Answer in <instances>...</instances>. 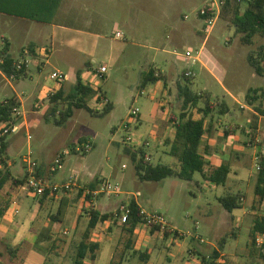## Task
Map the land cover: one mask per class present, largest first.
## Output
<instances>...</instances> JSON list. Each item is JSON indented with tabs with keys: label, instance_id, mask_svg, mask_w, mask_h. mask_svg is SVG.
<instances>
[{
	"label": "rangeland",
	"instance_id": "obj_1",
	"mask_svg": "<svg viewBox=\"0 0 264 264\" xmlns=\"http://www.w3.org/2000/svg\"><path fill=\"white\" fill-rule=\"evenodd\" d=\"M209 1L137 0L138 33L133 34L130 29L132 27L110 25L102 33V39L89 40L86 35L57 29L53 35L54 46L49 57L43 56L41 61L28 57L26 78L17 81L4 78L0 74V101L16 97L14 95L22 101L19 108L22 116L17 119L22 132L7 136L8 141L13 144L8 160L15 162L13 163L16 167L14 171H17L15 175H22L24 168L21 158L30 152L38 163L40 177L41 170L44 172L46 183L61 186L74 182L76 178L79 185L71 191H59L54 197L44 201L41 208H38L37 204L42 196L35 195L26 187L7 185L0 196V206L11 202L19 205L20 209L18 208L16 224L11 233L7 238L0 240V264H22L25 258L24 264H33L29 256L34 258V262L38 256L44 257V264H72L76 246L88 227V213L92 207L87 206L85 200L89 195L93 200L97 198L96 206L100 209L102 204H110L103 211L116 215L118 212L121 215L122 205L137 199L145 213L164 216L170 228L182 237L176 238L172 235L168 238L163 233L152 231L148 225H140L132 237L133 250L124 256L123 251L129 235L123 231L120 217L117 215L118 223L112 231L106 224L100 223L92 232V238L105 245L117 261L123 257L124 264H197V260L191 259L189 251L200 248L207 252L208 245L201 244L200 238L208 242L216 241L218 248L223 243L222 252L226 254L224 259L228 264H264V260L258 254L250 255L248 248L249 233L254 219L256 216L264 215V199L256 204V210L252 209L253 201L258 199L255 195L257 178L255 164L259 155L264 152V116L260 118L261 132H256L253 141L248 136V131L257 121L256 117L262 116L256 107L261 105V110L264 111V100L260 99L250 107L246 99L249 89L264 88V78L256 76L248 62L250 54L257 56L264 39L257 37L253 46L242 42V35L235 32L232 24L236 7L233 0L230 7L222 9L220 18L210 30L207 50L228 71V78L224 84L238 99L239 104H236L210 76L209 70H205L200 63L191 65L185 56L188 50L196 54L202 40L175 42L171 37L170 27L174 20H171L173 16L167 18L166 15L169 13H175L177 22L183 23L182 28L196 26L203 29L204 26L206 30L204 35L207 36L209 31L205 21L199 19L198 12ZM140 5L177 6L174 8L175 12L154 10L151 18L147 17L149 14L142 11ZM246 7L247 4L242 3L240 11L243 12ZM116 13L124 12L119 9ZM146 20L149 22L147 26ZM150 21L153 22L151 26ZM151 29L153 36L146 33ZM117 31L122 33L121 39L115 37ZM4 38L11 37L0 25V50ZM25 39L26 36H21L13 41L11 54L19 59V62H22L20 47L25 44ZM38 64L42 66L40 71ZM102 65L107 67L105 74L97 71ZM151 68L155 70V74L162 77V81L142 88V77ZM54 71H60L65 75L64 98L74 89L77 76L80 75L83 82L100 88L105 96L101 102L96 96L93 97L89 107L102 113L106 103L110 102L113 109L103 116H93L87 110L74 108L67 121L56 125L54 114L58 119L65 114L69 108V101L65 99L51 101L50 96L56 91L47 88L46 85L49 81H55L52 78ZM188 71L195 74L193 88L196 92L208 89L213 99L228 103L232 116H226L224 124L237 120L241 125L248 124L247 131L238 128L240 129L238 138L244 141L242 147L246 149V159L232 155L233 169L226 186H216L207 182L199 173H196L191 181L176 176L160 182L140 181L135 163L126 152L128 148L132 152L143 148L146 157L150 158L148 162L153 165L171 166L174 163V158L169 155L171 146L167 144V140L173 139L175 131L170 119L172 115L178 116L180 113L182 99L178 84L183 82L182 75ZM7 79L10 82H7ZM54 83L59 86V83ZM157 85L161 87L158 91ZM162 87L169 89L167 98L162 97ZM42 89L43 94L39 96ZM154 93L156 97L150 100L149 96ZM202 101L204 102V99ZM161 102L164 103L163 109L160 106ZM155 105L158 112L154 109ZM240 105L252 108L253 112H249L246 117L247 111L243 114ZM200 106L203 107V104ZM133 109L139 111L138 116H131ZM163 114H167L165 120H161ZM216 117L215 113L210 118L212 120ZM232 118L234 121H231ZM4 125H0V137L3 136ZM233 131L238 130L234 128ZM212 133H209L210 137ZM126 138H130L131 142ZM143 140L148 146L144 147ZM87 142L92 146L90 152L84 154L83 151H78L83 150ZM201 151L211 153L206 138L203 140ZM58 154H64L62 164L52 173L51 167ZM97 179H100V184L103 180L111 183L119 195L101 193L95 196L88 193L91 189L90 183ZM100 187L101 185L97 188ZM229 189L244 193L246 201L243 209L229 213L221 206L218 198ZM137 193L140 195L134 197ZM63 198L67 201L61 224L60 221L54 222L51 217L57 215ZM81 200H84V205L80 203ZM15 204H12L11 208L14 209ZM216 220L218 223L216 226L219 228L214 238L212 231ZM44 224L50 227L43 229ZM53 226L56 230L54 237L37 245L39 238L43 239L40 235L42 233L49 235L45 230L50 231ZM66 229L68 234L64 233ZM2 232L0 217V237ZM23 240L30 243L25 244L16 258L13 257L8 247L14 249ZM259 242H264V236L258 237L257 244ZM134 251L136 256H132ZM144 253H148L147 260L140 258Z\"/></svg>",
	"mask_w": 264,
	"mask_h": 264
},
{
	"label": "trees",
	"instance_id": "obj_2",
	"mask_svg": "<svg viewBox=\"0 0 264 264\" xmlns=\"http://www.w3.org/2000/svg\"><path fill=\"white\" fill-rule=\"evenodd\" d=\"M236 2L234 11V18L232 24L235 27V32L242 35L241 40L246 45H255L257 37L264 39V0H233ZM232 0H226L225 7H230ZM61 0H0V13L13 15L27 20H33L43 23H52L55 19L56 13L59 10ZM246 3V9L241 12L240 5ZM249 65L253 68L256 75L264 78V44L259 47L257 56L250 54L248 57ZM20 67V68H19ZM0 70L9 78L20 80L28 76V66L26 63L17 62L9 53L7 47L0 52ZM183 82L178 85L179 95L182 99V107L178 116H171L175 135L173 139L167 140V144L171 146L169 155L174 158V163L170 166L153 165L148 162L146 151L143 148L131 151L130 148L126 152L131 155L133 163H135L136 173L140 181L145 182H160L168 177L176 176L180 179L191 181L196 173L201 174L203 179L207 182L217 186H225L231 167L228 163H223L219 167H212L206 158L207 152L201 151V146L205 136L209 132L210 125L206 124V118L213 116L214 113L218 115H225L221 105H214L211 103L209 95L199 93L194 90L193 77H186L185 73L182 75ZM165 79V78H163ZM162 81V77L155 74V70L151 68L142 77L141 87L145 88L150 84H155ZM62 84V83H61ZM63 88L50 96L52 102H57L60 99L69 101V108L65 114H62L59 119L54 114V122L56 125H61L67 121L73 112V109L87 110L93 116H103L113 109V105L107 102L102 113L96 112L89 107V102L93 97H97L99 101L105 99L100 88H96L91 84L83 82L80 75L77 76V81L74 89L64 98ZM250 105H255L260 99L264 100V88L250 89L246 96ZM204 99V102L202 101ZM203 104V107L200 105ZM261 104V103H260ZM20 103L14 97L0 101V125L6 123L17 122V117H14V108H19ZM227 108V107H226ZM202 114L201 119H194V111ZM257 111L263 113L261 105L256 107ZM55 112V110H54ZM258 124L254 123L250 126L248 136L253 141L255 139ZM247 131V130H246ZM84 142V141H81ZM8 145L6 137H0V195L7 184L13 187H25L27 176L23 179L16 178L8 168ZM86 154V153H84ZM140 156V158H139ZM147 160V161H146ZM260 169L257 171V182L255 186V195L258 199L254 200L252 209L256 210V204L262 202L264 199V153L260 154L259 158ZM37 171V176L40 177ZM65 191V190H64ZM67 192V191H65ZM57 193L47 190L42 199L49 196L54 197ZM92 196H87L86 202H91ZM245 195L241 191L229 190L218 198L221 206L229 213L234 210L242 209L244 206ZM66 198H63L57 215L53 218L54 222L61 221V217L65 213ZM130 213L128 219L123 225V231L129 235L126 242L123 255L132 251V237L138 226L146 225L145 213L138 203L132 199L126 204ZM8 203L5 206H0V217L4 215ZM88 227L82 235V239L76 246V252L72 264H95L98 253L101 249V244L92 239V232L100 223L107 221L112 222L110 231L113 230L118 223V216L114 213H101L93 208L90 209ZM59 218V219H58ZM152 231L162 232L164 236L170 237L174 235L176 238H182L177 232L172 234L169 231L162 230L159 226H151ZM47 233L49 230H45ZM43 234V233H42ZM40 235L42 240H38L37 245L49 240L50 235ZM264 236V215L256 216L253 226L249 233L248 248L250 255H257L264 260V242L261 245L257 244L258 237ZM225 240V239H224ZM223 243L220 251H223ZM9 248V252L13 257H17L18 253L23 248L22 245L16 248ZM220 251H213L210 256H202V264H228L226 262H218L220 258ZM122 255V256H123ZM132 256H136L134 251ZM140 258L147 260L148 253L140 255ZM110 264H124V258L120 260L112 259Z\"/></svg>",
	"mask_w": 264,
	"mask_h": 264
},
{
	"label": "crops",
	"instance_id": "obj_3",
	"mask_svg": "<svg viewBox=\"0 0 264 264\" xmlns=\"http://www.w3.org/2000/svg\"><path fill=\"white\" fill-rule=\"evenodd\" d=\"M175 6H177V5H140L142 11H146V13L149 14L147 17L150 16L151 18L153 16L154 10H159V9L160 10H171L172 12L173 11L175 12V9H174ZM119 9L122 10L124 13L123 14H117L116 12ZM138 11H139V8H138L137 0H61L59 10L56 13L55 19L52 23H43V22H38V21H33V20H27V19L20 18L17 16L0 13V25L3 27V29H6L7 33L11 37L10 39H8V38L3 39V46H2V49L0 50V52L2 50H4L5 47H7L9 49L10 55L12 56L11 49L13 46V41L17 40L21 36H26V39L24 40L25 44H23V46L20 47V53H21L20 55L22 57L21 60L28 62V57H31L35 61H39L43 57V49L49 48L50 46H54L53 35L57 29L86 35L89 37V40H92L90 38L102 39V37H103L102 33H104L106 28L110 25H113V26L118 25L121 27H132V28H130L131 31L133 32V34H136V33H138V29H137V25H138V21H139V15H138L139 12ZM166 16H168L167 18H171V16H173L171 18V20L173 19L174 23H173L172 27H170V30L172 33L171 37H173V40L175 42L190 40V39L191 40H197V41L202 40V44H201L200 48L196 49V51H199V53H200V61L198 63H200L202 65V67H204L205 70H209L210 76L217 82V84L220 87H222L224 89V92L231 99H233L236 102V104H239V101L234 96V94L231 93L225 87L224 83H225L226 79L228 78V74H229L228 71L221 64V62H219L216 59V57H214L211 54V52L207 50V43L209 41V38H210L209 35H210L211 31H209L207 36H205L204 34L206 33V30L204 29L205 28L204 26H203V29H199L196 26H192V27L186 26V27L182 28L183 23L177 22L175 13H171V14L169 13ZM148 23L149 22L146 20L145 25L147 26ZM149 25L150 26L153 25V22L150 21ZM116 33H120V32L117 31V32H115V34ZM146 33L147 34L149 33L150 36H153L152 29L149 32L147 31ZM203 37H204V39H202ZM61 43L63 44V42H61ZM14 59L17 62H19V59H16V58H14ZM27 66H28V63H27ZM41 67L42 66L38 64V68H39L38 70L39 71L41 70ZM0 72H1L0 74H2L4 78H9V77H6L2 73L1 70H0ZM10 79H14V78H10ZM17 81H19V80H17ZM7 82H10V81H8V79H7ZM159 82H157V84ZM46 87L49 89H53L57 92L58 90L63 88V83L62 84L59 83V86H57L54 82L49 81L47 83ZM260 88H263V87H260ZM160 89H161V87L159 85H157L156 90L158 91ZM251 89H256V88H251ZM168 90H169L168 87L167 88L162 87V97L167 98V91ZM199 93H204V94L209 95L211 98L212 104L221 105L223 107V111H226L225 115H218L216 113L217 117L212 119V120H211L212 116H210L211 118L208 117L210 119L206 118V124L210 125V128H209V132L205 136V138L208 142L209 148L211 149V153L207 154L206 158L212 167H219L223 163L230 164L231 173H232V169H233V166L231 164L232 155H236L237 157L239 155L240 157H245V159H246V154H247L246 149H244L242 147V143H244V141H240V139L238 138L239 137L238 133H239L240 129L244 130V131L247 130L248 124L241 125V124H239V120H237V122H228V123L224 124L223 123L225 121L224 118L228 115L232 116V111H231L228 103L224 100L213 99L210 92H208V89H206V91H202ZM40 94H43V89H42V92L39 91L38 95L40 96ZM52 94H54V93H52ZM14 96H16L14 98L19 99L18 102L20 103V105H22L21 99L17 95H14ZM154 97H156L155 93L150 95L149 99L154 100ZM6 99H9V98H6ZM6 99H4V100H6ZM4 100H2V101H4ZM163 105H164V103L161 102L160 106L162 109H163ZM251 106L252 105H250V107ZM239 108L243 112V114H245L247 111V114H245L246 117L248 116L249 112H253L252 108L249 109L245 105H240ZM154 109L158 112V108L156 109V105H155ZM197 112L198 111H196V110L194 111V119H201L203 115L200 114L199 112L198 113ZM196 114L198 115V117H196ZM166 115L167 114H163L161 120H165L167 117ZM263 116H264V111L262 113V116L256 117L257 121L255 123L258 124V130L257 131L259 133L261 132V129H260L261 119L260 118H262ZM233 119L234 118H232L231 121H234ZM234 128H237L238 131H233ZM238 128H240V129H238ZM212 131H213V133H212ZM21 132L22 131H20L19 133H21ZM209 133H212L211 137H210ZM174 135H175V131L173 134V138H174ZM5 137H6V143L8 145L7 156L9 158L8 154L11 151V149L13 150V144L8 141L7 136H5ZM143 141H145V140H143ZM263 150H264V147H263ZM29 156L33 159L32 154L30 152L27 155L22 156V158H21L22 163H23V168H24L22 175H15V173L17 172V171H14V170H16L15 169L16 167L13 166V163H15V162L11 161V159H10V162L8 160V168L16 178L23 179L25 176L28 177L27 164L24 161H25V158H27ZM148 159L150 160V158H147V160ZM33 160H35V159H33ZM214 161H217V162H214ZM37 171H38V169H37ZM231 173L229 174L228 180L231 177ZM41 174H42L41 175L42 177H40V178L45 181L46 178H45L44 172L42 170H41ZM98 181H99V183H98ZM256 182H257V178H256ZM45 183H46V181H45ZM100 183H101L100 179H97V180H95V182L90 183L91 189H90V191H88V193H90V194L92 193L93 195L98 196L99 194H96V192L98 190L97 187L99 185H101ZM7 185H11V184L9 183ZM229 190H231V189H229ZM229 190H227V191H229ZM3 191H2V193H3ZM238 191H240V190H238ZM138 194L140 195V193H137L136 195H134V197H136V196L138 197ZM50 198H52V197L49 196L46 199L41 198L37 204L38 208H41L43 202L49 200ZM96 200H97L96 197L94 198V200L91 198V202H86V200H85V203L87 204V206H91L93 209L100 211L103 214L106 213L103 210H105V208L107 206H110V204L109 205H106V204L103 205L102 204L100 206L101 207V209H100L96 206ZM134 200L142 208V206L139 204L138 200L137 199H134ZM66 201H67V199H66ZM245 201H246V197L244 199V205H245ZM80 203L82 205H84V200H81ZM12 204H15V203H11V202L8 203V207L6 208L4 215L1 217V228H2L3 232H2V237H0V240L7 238L9 236V233H11V230L13 229L14 225L16 224L17 214H14V210L16 208L20 209V207H19V205L15 204V207L13 209V208H11ZM243 208H244V206H243ZM232 216H234V215H232ZM52 220H53V218H52ZM62 221L63 220L60 221L61 224H62ZM75 222H76V226H77L78 220ZM88 222H89V218H88ZM111 223L112 222L107 221L104 224H106L107 228H110ZM216 224H218L217 220L213 223V231L212 232H213L214 238H215L216 230H218V228H219V227L217 228ZM32 226H33V224H32ZM47 227H50V226L48 224L43 225V229L47 228ZM55 231H56L55 227L53 226L49 232V235L51 238L54 237ZM165 231H169L172 234L176 233L175 231H173L172 228H170V226H169V229L165 230ZM64 233L68 234V230L66 229L64 231ZM159 233H162V232H159ZM94 241H96V240H94ZM26 243H30V242L23 240L18 246L22 245V247H24ZM200 243L208 245L207 252H203V250H201L200 248H193L192 250L189 251L191 259L197 260V264H202L201 263V257L202 256L208 257L213 253V251H220V248H218L216 245V241L215 242H212V241L208 242L206 239L200 238ZM41 244H38V245H41ZM33 255H35V253ZM224 256H226V254L224 252L220 251V258H219L218 262L228 263V261H226V259H224ZM29 258H31L30 261H32L33 264L34 263L35 264L36 263L37 264H39V263L44 264V257H42V256H38L37 259L35 260L36 262H34V258H32L30 256H29ZM112 259H113V253L108 252V250L106 249V246L101 244V249L98 253V257H97L95 264H110ZM25 262H26V258L23 260L22 264H24ZM87 264H89V263H87Z\"/></svg>",
	"mask_w": 264,
	"mask_h": 264
},
{
	"label": "built area",
	"instance_id": "obj_4",
	"mask_svg": "<svg viewBox=\"0 0 264 264\" xmlns=\"http://www.w3.org/2000/svg\"><path fill=\"white\" fill-rule=\"evenodd\" d=\"M225 4H226V0H210L206 4V6L198 12L199 19H202L205 21V26H206L208 31L212 30V28L215 26L216 21L220 18L222 9H223ZM185 18H187V16ZM122 36L123 35L121 33L115 34V37L117 39H121ZM52 50H53L52 46H50L49 48L43 49V56L49 57L52 54ZM185 56L190 61L191 65H196L200 61L199 51H196V54H194L193 51L188 50V51H186ZM46 60L48 61V58ZM22 63L27 64L28 62L22 61L21 64ZM97 71L100 74H105L107 72V67L105 65H102L97 69ZM185 76L186 77H194V74L191 71H188L185 73ZM52 78L55 80L54 82L63 83L65 80V75H63V73L60 71H54L52 74ZM130 114H131V116L136 117L139 115V111L137 109H133ZM13 115H14V117H17V118L19 116H21L22 114L20 112V109L14 108ZM20 131H21V126L17 122L6 123L2 129V135L3 136L16 135ZM126 140L131 142L130 138H126ZM143 145L148 146V143L145 141V143ZM91 148H92L91 143L87 142L84 145L83 150L78 149V151H83L84 153H89ZM63 155L64 154H58L56 156V158L52 164V167H51L52 173L56 172L61 167ZM259 158H260V155L257 159L256 164H255L257 171L260 169ZM24 162L27 164V172H28V178H27V182L25 184V187L27 189H29L31 192L35 193V195H37V196H42L47 190H51L53 192L58 193L61 190L71 191L73 188L79 187L78 183L76 182V179L72 183H65L61 186L49 185V184L45 183V181L43 179H41L39 176H37L38 163L35 160H33L29 156V157L25 158ZM101 193L119 195V192L117 191V189L112 187L111 183L106 182V181H103L100 189H98L96 192V194H101ZM138 196H139V194H138ZM120 209H121L120 210L121 215L119 216L120 221H121V223H125L128 219L130 211H129L127 205H122V207ZM18 213H19V209L16 208L14 210V214H18ZM145 220H146V225L159 226L163 230L169 229V225H168L165 217L162 215L145 213ZM261 244H262L261 242L258 243V245H261Z\"/></svg>",
	"mask_w": 264,
	"mask_h": 264
}]
</instances>
